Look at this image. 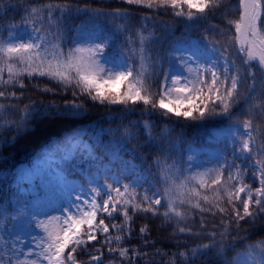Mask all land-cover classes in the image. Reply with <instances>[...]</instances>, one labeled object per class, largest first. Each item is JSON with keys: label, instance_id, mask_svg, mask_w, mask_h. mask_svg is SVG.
Here are the masks:
<instances>
[{"label": "snow or ice", "instance_id": "obj_1", "mask_svg": "<svg viewBox=\"0 0 264 264\" xmlns=\"http://www.w3.org/2000/svg\"><path fill=\"white\" fill-rule=\"evenodd\" d=\"M120 2L156 14L170 11L182 18L186 33L181 39L169 41L167 70L153 48L163 37H156L147 24L129 32L132 15L127 9L109 12L49 0L23 8V28L12 25L5 28L7 36L0 33V98L5 101L20 99L15 89L23 94L25 78H46L64 91H71L73 97H86L103 106H123L122 114L112 117L120 120L114 127L73 129L50 141L42 151L40 159L51 164L41 169L37 178L49 189H68L59 215L44 213L47 218L38 219V206L22 203L19 197L15 205L10 199L6 203L0 199V205H4L0 206V221H7L0 228L4 233L0 235V264H83L77 259L82 254L89 257L87 264H104L106 254L112 257L108 264H194L210 252L220 264H264V240L245 244L236 251L237 238L231 237L233 223L238 229L241 221H254L264 215V143L258 145L253 135L258 131L253 120L264 118V75L258 93L256 87V71L264 74V0H238L237 18L227 20V31L215 26L205 30L216 33L219 39L208 35L192 39L187 33L197 31V25L221 6V0ZM0 5L11 9L20 3L4 4L0 0ZM79 15L87 20L72 25L70 21ZM73 29L76 35L70 36ZM163 32L173 35L170 26H165ZM118 36L125 37L126 51L111 54L106 50ZM249 79V95L242 97L241 89ZM41 91L52 89L45 86ZM257 99L260 103L255 102ZM242 102L247 107L240 115L247 118L241 121L235 109ZM140 105L142 119L124 124ZM15 108V104L0 103V124L5 128H13L14 124L17 133L30 127L37 114L74 117L87 111L85 103L75 100L65 105L63 113L54 105H25L19 121L14 122L4 112ZM157 113L165 118L159 137L154 134L159 125L152 120ZM173 118H222L226 122L213 133L220 147L207 161L200 162L203 171H189L196 158L195 149L189 144L187 160L183 159V136L177 149L175 129L168 124ZM141 133L146 138L144 143L139 142ZM105 136L109 137L107 141ZM131 141L137 142L134 147H129ZM138 148H154L164 158L157 156L152 165L145 167L148 157L139 155ZM177 151L181 155L172 159ZM68 165L84 176L89 187H69ZM152 168L157 170L156 175ZM101 176L111 182L101 184ZM77 187L79 191L73 198ZM47 200L45 196L40 203ZM139 213L159 215L173 223L172 238L180 250L155 249L147 225L139 229V246L125 247L132 236L133 216ZM208 215L219 216L220 225L209 229ZM119 216L123 219L116 223ZM197 219L199 230H194ZM182 235L204 236L207 242L187 247L180 240ZM94 241L100 247H95ZM230 252L234 254L229 256ZM155 257L168 259L157 261Z\"/></svg>", "mask_w": 264, "mask_h": 264}, {"label": "trees", "instance_id": "obj_2", "mask_svg": "<svg viewBox=\"0 0 264 264\" xmlns=\"http://www.w3.org/2000/svg\"><path fill=\"white\" fill-rule=\"evenodd\" d=\"M49 0H19V7H12L11 9H6L3 5H0V33H3L4 36H7L8 33L5 31V28H11L12 25H16L19 28H23L24 25L21 23L22 17L24 15L23 8L26 6H32L35 3H47ZM60 3H69L73 6L83 8L85 6L90 8H99L104 11H112L113 9H127L131 15V27L129 32L137 31L143 24H147L149 31H154L156 37H163V39H158L157 42L153 45V48L157 50L158 56L163 64L164 70H167L169 67L167 58L170 55L171 49L168 47L169 41H175L181 39L186 33L185 25L182 18H177L171 14V12L161 11L158 14L153 13L151 10L140 8L135 5H127L121 3L120 0H56ZM17 0H4V4H16ZM238 7V0H221V6L215 10L213 13L209 14L206 17V20L197 25L198 30L191 33H187L191 38H199L205 35H208L213 38L219 39L216 33L208 31L206 29H211L213 26L224 29L227 31L228 25L227 20L237 18L236 9ZM149 16L150 19L145 21L143 17ZM87 20L86 16L79 15L74 16L70 23L74 26L80 25L82 22ZM101 25L105 23L103 19L99 21ZM120 23V21H116ZM110 26V25H109ZM165 26H170L173 33L172 36H168L163 32ZM91 27V26H89ZM76 32L73 29L70 33V36H75ZM125 37L118 36L113 42V45L110 49H107L109 53L119 54L121 51H126L127 46L124 43ZM70 46V43H69ZM135 66V65H134ZM253 71H256L255 69ZM7 74L5 73V76ZM262 75L256 71V80H257V93L261 87ZM162 79V77L160 78ZM157 88L159 86V81H156ZM252 84L251 79L247 81V85L241 89V95H249V87ZM25 89L22 90L23 94L21 95V90L15 89L17 96L20 97L19 100L13 98L12 100L5 101L3 98H0V103H10L15 104L16 108L11 111H5L4 116L8 119L19 121L22 110L25 105H31L36 108L47 107L54 105L55 109H59L61 113L65 111V105L73 102L85 103L87 109L86 112H83L79 116H65V115H35V118L31 120V126L17 133L13 128H5L0 124V199H3L5 203L7 200H11L12 204H16V200L19 197L22 203H28L24 196L15 191L11 185L15 179V169L16 167L23 162L30 161L33 158H38L41 156L42 151L45 149V146L52 140L62 137L64 134L68 133L73 129H79L83 131L96 130L99 126L104 128L115 126L120 123V120H113V116H120L123 111V106L121 105H109L103 106L91 101L86 97H73L71 91H64L59 88L54 82L48 81L46 78H33L29 81L25 78ZM37 85L39 87H37ZM45 86L51 88L52 91L44 92L41 91ZM156 91V88L153 89ZM256 103H260V100L257 99ZM247 107L241 103L235 111L239 119L242 121L247 117L240 115V112ZM143 108V105H140L136 113L129 116L123 121L124 124L128 123V120L140 121L142 119L140 111ZM2 111V110H0ZM154 123L159 125L155 129L154 134L159 137L160 128L164 126L165 118L160 116L157 113L152 117ZM226 123L222 118H214L205 121H185L183 118H173L168 122L169 127L174 128L173 136L177 137V149L181 148L179 142V137L182 135L184 143L182 145L184 151L182 153L183 159L187 160V155L189 154L187 149L189 144L191 146L201 145L207 140V136L210 134V131L213 127L221 126ZM254 128H257L258 131L254 132L256 137L260 142L264 143V118L257 116L253 120ZM87 139V137H85ZM105 141L109 137H104ZM145 136L143 133L140 134L139 142H145ZM136 141H131L129 147H134ZM139 155L148 157L147 165L145 167L152 165L153 161L160 156L161 159L164 158V154L159 153L154 148H138L136 149ZM149 152L152 153L149 156ZM181 155L179 151L172 155V159H177ZM171 163V160L169 161ZM190 171V170H189ZM191 172V171H190ZM153 175L157 174V170L152 168ZM157 186L163 191V186L157 182ZM144 187H147L145 184ZM141 191V189H137ZM4 206V205H0ZM164 209L161 208L162 212ZM131 215V213H130ZM123 219L122 216L116 218V223H119ZM208 227L212 228L213 225H220V217H212L211 215L207 216ZM109 223V221L106 219ZM7 221H0V228H3L4 224ZM147 225L149 228L148 236L152 241L155 242V249H161L164 252H177L180 249L175 247L176 240L172 238L174 224L171 222H166L162 216H153L152 214H143L139 213L133 216V222L131 227L133 229L130 242H125L124 246L128 248L139 246L140 244V233L139 229ZM11 225H9L10 227ZM200 222L197 219L194 225V230H199ZM217 230H222L217 228ZM0 235H4L0 231ZM231 237L237 238L236 241V251L243 249L245 244L253 243L256 241L264 240V215L258 216L254 221L246 219L240 222L239 228L237 229L236 225L233 223L231 225ZM180 240L183 242L184 246L192 247L200 243H206L207 237H189L182 235ZM231 243V240L229 241ZM95 247H100L95 241L92 242ZM155 249H143L149 252H153ZM91 250V248L89 249ZM93 250V249H92ZM102 252L106 250L101 248ZM234 253H229V256ZM78 260H82L83 264H87L89 257L87 255H80L77 257ZM112 259L111 256L105 255L104 261ZM157 261L167 260L168 257H155ZM119 264V261L116 262ZM143 264V261L140 262ZM194 264H220L219 259L214 253H209L208 256L202 257L194 262Z\"/></svg>", "mask_w": 264, "mask_h": 264}, {"label": "rangeland", "instance_id": "obj_3", "mask_svg": "<svg viewBox=\"0 0 264 264\" xmlns=\"http://www.w3.org/2000/svg\"><path fill=\"white\" fill-rule=\"evenodd\" d=\"M28 30L31 31V28H29ZM187 54L188 53H186V55ZM219 128L220 127L214 128L212 130V133L207 137V140L204 143L192 147L193 149H195L194 154L196 158L192 161V169H190V171H203V166L200 164V162L202 160L207 161L211 157L212 153H214L217 148L220 147V145L213 138V133L218 131ZM253 135L256 136L254 132ZM261 143L262 142H260V140L257 138V144L259 145ZM229 156H231L230 152ZM237 163H240V161L237 160ZM50 164L51 161L42 160L40 159V157L19 164L15 169V179L13 180L11 185V187L15 191L24 196L28 204L32 206H38L36 208V210L40 213L38 215V219H46L47 217L44 215V213H47L48 215H59L60 213L58 209L60 207V203L62 199L66 198L68 195V189H64L63 191H61V188L49 189L45 184L41 182L40 179L37 178V173L40 172L41 169H47ZM67 172L69 187L78 185H84L85 187H89L87 185L86 180L84 179V176L81 175L79 172L73 171L72 165L67 166ZM40 174L42 175L43 173ZM105 182L110 183L111 181H108L106 177L101 176L100 183L103 184ZM123 182L129 183V180H124ZM254 186H258V184H254ZM78 191L79 188L77 187L76 191L72 192L73 198L75 197ZM45 196L48 197V200L41 204L40 200ZM105 222L108 223L106 220ZM33 232L34 234L39 235L38 230L33 229ZM90 251H92V249ZM104 264H108V261H104Z\"/></svg>", "mask_w": 264, "mask_h": 264}]
</instances>
